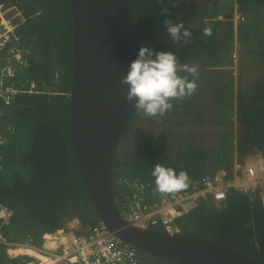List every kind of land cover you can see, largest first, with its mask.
<instances>
[{
  "label": "trees",
  "instance_id": "1",
  "mask_svg": "<svg viewBox=\"0 0 264 264\" xmlns=\"http://www.w3.org/2000/svg\"><path fill=\"white\" fill-rule=\"evenodd\" d=\"M235 2L241 14L234 16L232 12L225 19L214 20L218 14L214 9L209 22L204 23L203 17L198 20L201 14L196 0H130L141 46L174 52L178 74L194 80L196 85L204 81L205 74L203 67L193 61H199L201 55L216 54L229 63V57L239 52V71L242 72L237 80L236 95L232 97L238 138L215 141L211 130L201 128L206 121L199 113L204 114V110L205 114L210 113L204 107L198 109L191 123L177 120L172 123L174 109L178 111L187 104L183 103L185 98L176 99L180 103H173L162 115L149 116L138 109L119 140L113 177L130 174L156 189L152 172L158 164L171 167L177 173L184 170L189 179H198L220 166L229 174L241 173L242 169L234 167L235 145L238 157L249 151L264 153V0H233L232 8ZM213 4L221 5L216 0ZM11 10H17L23 18L10 32L12 42L1 47L0 54L7 55L20 48L27 55V64L19 66L5 80V84L24 91L9 104L0 98V107L9 110L0 117L1 136L5 138L4 144H0V211L2 205L13 213L7 223L0 217V234L8 242H23L31 236L36 242L46 239V246H54L56 242L52 238L56 235L47 233L61 229L68 218L79 215L86 224L101 219L94 210L72 140L71 0H0V11ZM0 21L8 23L3 13H0ZM166 22L182 23L191 35L173 43ZM115 33V50L120 56L118 21ZM235 42L240 45L236 50ZM217 52L223 54L219 56ZM1 63L4 65L5 61ZM184 65L195 67L196 73L185 70ZM120 82L119 73L113 81L116 94ZM32 83L36 86L34 89ZM194 94L186 98L191 101ZM196 119L201 125L196 124ZM146 121L158 123L160 129L151 134L148 131L141 145L136 133ZM183 131L187 135L182 136ZM134 147L137 152L129 154V149ZM175 225L182 232L221 243L264 264V206L256 193L245 194L232 188L220 206L205 201L178 217ZM156 228L164 230L161 226ZM11 230L14 233L24 230L26 237H14ZM26 257L0 240V264H18ZM163 261L180 264L154 255H149L145 264H165Z\"/></svg>",
  "mask_w": 264,
  "mask_h": 264
},
{
  "label": "water",
  "instance_id": "2",
  "mask_svg": "<svg viewBox=\"0 0 264 264\" xmlns=\"http://www.w3.org/2000/svg\"><path fill=\"white\" fill-rule=\"evenodd\" d=\"M73 28L72 140L94 210L110 230L145 255L180 264H262L243 252L181 230L142 228L122 216L114 198L113 169L119 140L138 110L127 86L113 91L141 48L130 0H71ZM119 23L122 52L115 50ZM145 255V256H146ZM147 256V257H148Z\"/></svg>",
  "mask_w": 264,
  "mask_h": 264
},
{
  "label": "built area",
  "instance_id": "3",
  "mask_svg": "<svg viewBox=\"0 0 264 264\" xmlns=\"http://www.w3.org/2000/svg\"><path fill=\"white\" fill-rule=\"evenodd\" d=\"M12 30L0 21V48L12 42ZM26 57L25 51L20 48L4 57L0 54V98L6 104L24 91L13 84H5V80L19 66L27 64ZM1 60L5 61L4 65ZM35 87L32 83L31 88ZM8 111L6 107H0V117L7 115ZM2 138L0 127V144L4 142ZM112 183L115 201L129 223L142 228L161 226L164 230L175 231L179 230L175 225L178 217L205 201L210 200L220 206L232 188L245 194H258L264 206V158H258L256 165L242 169L241 173L214 171L202 178L189 179L188 187L178 193H161L150 183L130 174L114 176ZM2 210L3 223H7L13 213L1 205ZM47 234H56L52 238L56 242L54 246H46V239L42 243L36 242L31 236L23 242H8L0 235V240L9 248L23 246L34 252L27 253V257L18 264H145L147 258L135 245L116 236L102 219L86 224L79 215H74L63 223L61 229Z\"/></svg>",
  "mask_w": 264,
  "mask_h": 264
},
{
  "label": "clouds",
  "instance_id": "4",
  "mask_svg": "<svg viewBox=\"0 0 264 264\" xmlns=\"http://www.w3.org/2000/svg\"><path fill=\"white\" fill-rule=\"evenodd\" d=\"M166 25L173 43L191 35L182 23L166 22ZM183 67L193 74L197 71L195 67ZM178 72V59L174 52L141 46L136 58L131 61L127 72L121 78V83L127 86L126 99L134 102L137 109L149 116L166 113L173 107L170 103L172 99L190 96L197 86L194 80L190 81ZM152 175L155 178L156 190L161 193L176 192L188 187L189 176L184 170L177 173L171 167L158 164Z\"/></svg>",
  "mask_w": 264,
  "mask_h": 264
},
{
  "label": "rangeland",
  "instance_id": "5",
  "mask_svg": "<svg viewBox=\"0 0 264 264\" xmlns=\"http://www.w3.org/2000/svg\"><path fill=\"white\" fill-rule=\"evenodd\" d=\"M213 1L214 0H196V3L199 8V14H201L198 20H200V18L203 17L204 23L209 22L212 16V11L214 9L218 13L216 16L213 17L214 20L216 18L225 19V17L230 16V13L232 12H234V16H238L239 14H241V12H239V7L237 6L236 2L232 8L233 0H216L218 3L221 4L218 6L214 5ZM224 4L225 6L223 7ZM0 13H3V16L8 21V23L4 25L6 27L13 28V29L15 28V25L17 24V22L23 18L22 16H19L20 14L17 10H13V11L11 10L9 12L0 11ZM237 38L238 36L235 35L236 42H238ZM219 41L220 43H224L223 40H219ZM256 44H257V41L254 42V45ZM239 46L240 45L236 43V45L234 46V49L236 50ZM217 53H220L219 56L223 54V52H217ZM4 56L6 55H2V57ZM231 56L229 57V61H230L229 63H227L226 58L225 60L224 58L219 59L218 55L216 54L213 56L201 55L199 58V61H193L195 65H199L203 67L202 71L205 74V79L204 81H201L196 86V89L194 91L195 94L192 97L191 101H189L186 97H184L185 100L184 98H181L182 100H184L183 103H187V104H184L183 107L178 108L177 109L178 111L174 109L173 118L171 116L172 123L175 120L179 121L180 123H186V124L191 123L195 119L194 114L196 115L199 113L198 109L204 107V109L206 110L209 109L210 113L205 114V110H204V114L203 113L202 114L199 113V114L201 115V117L205 119L206 123L201 125L200 121L196 119V124L198 125L199 123V125H201V128L203 130H211L212 132L214 131L215 125L220 126L221 124H223V120L220 121V119H222V117H224L226 113H229V112L231 114L233 113L232 103H233L234 98L232 97L233 95L235 97V86L237 89V80L239 78V74L242 71L241 70L239 71L240 61H241V57L239 59V52L238 54L236 53L235 56L233 55ZM2 61L3 60H1V62ZM170 103L173 105V103L179 104L180 102H177L176 99H172ZM224 109H225V112L221 113ZM145 123L146 124H142V126L139 127L140 131L136 133V135L138 134L139 141H140L139 143H141V145H144L143 142L148 137L147 136L148 131H151V133L152 132L154 133L160 129V125L158 123L149 124L147 121ZM208 125L210 126L208 127ZM186 129L188 128H185V130ZM181 134L182 136L187 135L185 131H183ZM2 140H4L5 142V138H2ZM4 142L1 143V146L2 144H4ZM23 142H25V139L23 140ZM134 152H137V148L134 147L132 149H129V154L134 153ZM0 156L2 157L1 152H0ZM219 168H215L214 171H216ZM3 215L4 214L2 213V211H0V217ZM10 234L19 239H24L26 237L27 232L24 230H20V231L16 230V233H14L11 230ZM20 250H23V249H20Z\"/></svg>",
  "mask_w": 264,
  "mask_h": 264
},
{
  "label": "crops",
  "instance_id": "6",
  "mask_svg": "<svg viewBox=\"0 0 264 264\" xmlns=\"http://www.w3.org/2000/svg\"><path fill=\"white\" fill-rule=\"evenodd\" d=\"M235 95H236V86H235ZM224 112H225V109L221 113H224ZM222 120H223V124H221L220 126H217V125L214 126V131L211 132V136L215 139V141L221 140V139L224 141H227V140L235 141L238 138L237 137V135H238V124H237L236 113H234V112L232 114L230 112L226 113L224 115V117H222V119H220V121H222ZM208 126H210V125H208ZM235 149H236V154H235V161L236 162H235V166H234L235 170L240 168V167H242V169L245 170L249 166L256 165L258 158H260V157L264 158V153L261 151L260 152L259 151L244 152L243 154H241V156L238 157V155H237L238 151H237L236 145H235ZM239 160L242 162H239ZM216 171H226V169H224L223 167H220Z\"/></svg>",
  "mask_w": 264,
  "mask_h": 264
},
{
  "label": "bare ground",
  "instance_id": "7",
  "mask_svg": "<svg viewBox=\"0 0 264 264\" xmlns=\"http://www.w3.org/2000/svg\"><path fill=\"white\" fill-rule=\"evenodd\" d=\"M49 235V234H48ZM53 235H56V234H53ZM49 238V237H48ZM50 239V238H49ZM12 249H15V250H17V252H19V253H21V254H25V255H27V253H34L32 250H30V249H28V248H26V247H19V248H12ZM20 249H23V250H20ZM30 251H32V252H30Z\"/></svg>",
  "mask_w": 264,
  "mask_h": 264
},
{
  "label": "flooded vegetation",
  "instance_id": "8",
  "mask_svg": "<svg viewBox=\"0 0 264 264\" xmlns=\"http://www.w3.org/2000/svg\"><path fill=\"white\" fill-rule=\"evenodd\" d=\"M149 133L151 134V131H149ZM156 262H158V260H155ZM165 264H167V261H163Z\"/></svg>",
  "mask_w": 264,
  "mask_h": 264
}]
</instances>
